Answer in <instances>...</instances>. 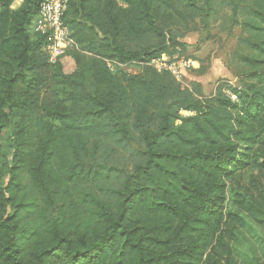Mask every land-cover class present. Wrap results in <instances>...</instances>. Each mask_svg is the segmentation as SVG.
<instances>
[{"label":"trees","instance_id":"1","mask_svg":"<svg viewBox=\"0 0 264 264\" xmlns=\"http://www.w3.org/2000/svg\"><path fill=\"white\" fill-rule=\"evenodd\" d=\"M12 1L0 6L13 151L0 139V264H248L232 244L244 215L264 231V0H69L70 74L32 31L38 0ZM185 11L240 26L251 70L238 87L206 97L149 64L170 53L159 15ZM256 157L260 174L241 183Z\"/></svg>","mask_w":264,"mask_h":264},{"label":"rangeland","instance_id":"2","mask_svg":"<svg viewBox=\"0 0 264 264\" xmlns=\"http://www.w3.org/2000/svg\"><path fill=\"white\" fill-rule=\"evenodd\" d=\"M186 12H183L181 16L173 14L174 19L178 18L177 22L172 21L167 13L158 17V23L165 32L167 43L170 45L168 60L187 62L178 69V77H173L183 87H189L192 82L199 83L206 97L212 95L216 86L221 83L238 87L242 75L251 70L249 65L244 66L237 59L238 53H242L239 42L240 26L231 23L221 13L212 15L198 13L190 18ZM74 51L77 50L68 51L59 60L61 71L64 74H70L75 69V61L71 56ZM122 68L132 74L140 71L135 63L122 65ZM22 73L24 77L29 75L26 68ZM20 86L22 82L18 83V87ZM10 135L9 130H6L0 134V139H8ZM3 145L7 161H11L13 153L11 138ZM253 149H257V143L253 145ZM260 161L259 157H256L247 166L238 170L237 175L241 183H248L251 176L260 174ZM7 181L8 176H4L1 184L4 186ZM136 212L135 221L141 218L142 211L139 209ZM244 218L245 224L237 231L236 239L233 241V251L238 258L248 264H254L252 258L255 255L260 256L264 261V231L250 218L245 215Z\"/></svg>","mask_w":264,"mask_h":264},{"label":"built area","instance_id":"3","mask_svg":"<svg viewBox=\"0 0 264 264\" xmlns=\"http://www.w3.org/2000/svg\"><path fill=\"white\" fill-rule=\"evenodd\" d=\"M22 1L13 0L10 8L17 7ZM68 2L69 0H38V11L32 24V31L45 37L44 51L50 63L58 61L68 48L75 46L71 31L64 22ZM3 3L4 0H0V6ZM186 63L185 61L171 62L165 56L152 59L149 64L158 72L167 71L172 76L178 77V69ZM183 113L188 112L181 111V114Z\"/></svg>","mask_w":264,"mask_h":264}]
</instances>
